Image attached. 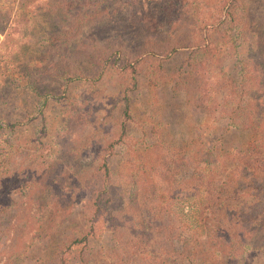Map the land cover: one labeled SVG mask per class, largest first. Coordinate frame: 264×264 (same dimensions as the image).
<instances>
[{
  "label": "rangeland",
  "instance_id": "obj_1",
  "mask_svg": "<svg viewBox=\"0 0 264 264\" xmlns=\"http://www.w3.org/2000/svg\"><path fill=\"white\" fill-rule=\"evenodd\" d=\"M141 1L107 0L127 11L118 19L80 0H0V243L12 240L17 222L22 249L13 264H38L52 240L85 233L88 244L65 250L66 264L83 255L89 264L163 256L166 225L189 239L183 226L193 208L184 193L203 195L183 179L188 158L201 146L221 157L255 138L222 117L226 85L205 101L196 87L237 78L256 39L264 40V0L156 2L160 28L140 16ZM122 93L129 118L120 135ZM222 181L200 208L249 203ZM196 241L204 247V238ZM263 262L260 250L246 254L245 264Z\"/></svg>",
  "mask_w": 264,
  "mask_h": 264
},
{
  "label": "trees",
  "instance_id": "obj_2",
  "mask_svg": "<svg viewBox=\"0 0 264 264\" xmlns=\"http://www.w3.org/2000/svg\"><path fill=\"white\" fill-rule=\"evenodd\" d=\"M85 5H101L99 12H105L108 17L121 19L127 11L119 6L108 7L107 0H80ZM164 0H142L138 3L140 16L146 19L152 28H160L163 25L159 19L161 8L157 3ZM144 5V6H143ZM80 10L82 6L79 4ZM76 10V11H77ZM81 15H87L84 12ZM80 16L74 15V21ZM130 17V18H129ZM125 20L134 18L133 8L130 7ZM128 26V24H123ZM150 27V28H151ZM248 59V60H247ZM236 79L229 82H215L214 86L208 82V90L202 86L196 87L201 91L200 101L211 99L207 93L218 92L222 85H226V94L223 98L220 113L228 120V124L236 128H250L255 131L253 141L236 149L235 152H223L219 157L213 147L201 146L197 151L196 159L188 158L192 163L190 169L183 179L193 182V185L202 188V196L198 199L196 192L184 193V199L191 203L193 211L192 221L183 226L184 232H189L185 238L178 239V233L166 225V245L158 249L163 256L157 255L147 258L142 264H245V257L251 251L260 250L264 254V40L257 38L252 56L246 57L240 62ZM128 84H135V68L133 65L126 67ZM80 74L74 75L78 79ZM203 99V100H202ZM45 101L42 100L41 105ZM210 102L206 106H212ZM120 135L123 134L124 122L129 118V107L127 95L122 93ZM258 120L257 126L254 121ZM113 145V143H111ZM215 152V153H214ZM235 153V154H234ZM230 161V162H229ZM226 163L232 164L227 168ZM99 167V181L105 188L109 184V167L102 159ZM221 185L228 189V193L235 195L250 196L248 204L237 206L232 210L216 209L208 206L200 208L202 200H208L211 192ZM221 186V187H222ZM198 199V200H197ZM209 203V202H207ZM205 208V210H204ZM207 212L210 216H207ZM204 213V215H203ZM186 216V214L184 215ZM210 219L211 222H208ZM17 222L12 225L14 233L12 240L4 239L0 243V264H13V260L20 254L22 249V238L19 235ZM209 233V234H207ZM18 237L21 241L19 250L13 251L14 241ZM88 233L80 238H59L51 241L49 252H46L38 264H66L62 258L65 250L80 244H88ZM204 238V247L198 243ZM7 241L10 245H6ZM131 243V241L129 242ZM133 247L134 245L131 244ZM69 251V250H68ZM80 259V260H79ZM137 260L133 264H137ZM77 264H89L88 258L83 255L78 258ZM264 264V262H263Z\"/></svg>",
  "mask_w": 264,
  "mask_h": 264
}]
</instances>
